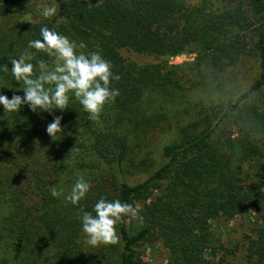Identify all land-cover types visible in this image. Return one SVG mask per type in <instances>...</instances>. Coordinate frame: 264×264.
Instances as JSON below:
<instances>
[{
    "label": "trees",
    "instance_id": "obj_1",
    "mask_svg": "<svg viewBox=\"0 0 264 264\" xmlns=\"http://www.w3.org/2000/svg\"><path fill=\"white\" fill-rule=\"evenodd\" d=\"M226 4L216 11L207 0L196 5L186 0H58L59 19L0 29V65L10 69V59L18 58L30 40L40 39V28L47 25L85 44L82 51H99L109 60L119 76L111 86L120 91L98 121L89 119L75 98L68 109L51 115L27 105L14 113L0 106V264H147L138 247L153 236L168 249L167 264H223V257L214 258L211 221L264 208V178L247 181L243 176L244 161L259 157L264 146V111L257 105L246 112L239 108L264 88V0ZM11 9V2L0 0V17ZM190 45L198 61H209L218 71L233 68L245 56L258 58V77L223 109L222 117H232L239 127V144L218 123L200 118L162 147L164 163L132 183L126 174L147 163L139 153L156 130L151 117L162 108H157V95L166 89L165 80L177 81L170 69L161 74V63L136 66L124 60L121 50L174 55ZM40 59L53 60L37 52L32 63ZM0 87L9 98L23 96L22 82L10 71L0 72ZM57 115L63 133L52 139L46 127ZM79 176L91 185L79 205L52 195L54 188L66 195ZM101 197L133 205L142 201L143 219L132 230L125 217L117 226V245L84 248L81 208L92 212ZM244 264H264V217L248 239Z\"/></svg>",
    "mask_w": 264,
    "mask_h": 264
},
{
    "label": "rangeland",
    "instance_id": "obj_2",
    "mask_svg": "<svg viewBox=\"0 0 264 264\" xmlns=\"http://www.w3.org/2000/svg\"><path fill=\"white\" fill-rule=\"evenodd\" d=\"M12 3V9L0 17V29L13 23L27 24L29 18L32 22L42 20L36 11V4L44 0H7ZM98 1V0H96ZM191 5H196L200 0H186ZM51 3L52 0H47ZM58 0H56V3ZM227 0H207V7L220 11L227 7ZM56 17L48 19L54 21ZM196 47L186 46L174 55H157L155 53H136L130 50H121L125 61L136 66H144L152 63H161L163 74L170 69V77L176 79V84L165 80V88L158 93L157 108L161 104L159 116L151 117L156 125L142 145L140 155L147 157V163L141 167L132 168L126 174L130 182H138L147 176V169L151 170L165 162L162 155V147L177 141L183 130H189L191 123L207 118L209 123H218L227 134L234 138L238 146L240 131L233 124L232 117H222L224 107L233 102L242 92L246 91L259 75V62L255 55L243 57L233 68L218 71L209 61L200 58L197 60ZM197 69H199L197 71ZM172 78V79H173ZM168 91L170 94H168ZM253 105H257L264 111V88L255 91L250 98L240 105L241 111H248ZM206 125V121H203ZM201 126H199L200 128ZM260 142V141H259ZM243 176L247 181L264 178V146L261 147V155L243 163ZM141 207L142 201L137 202ZM135 204V205H136ZM264 217V208L260 212H247L233 218H217L211 221V245L214 250V258L223 257V264H244L245 249L249 237H254L256 229L261 226ZM129 228L137 229L140 221L127 217ZM81 245L84 248L91 246L86 243L84 233L80 236ZM141 258L147 264H167L169 251L162 240L153 236L151 241H146L138 247Z\"/></svg>",
    "mask_w": 264,
    "mask_h": 264
},
{
    "label": "clouds",
    "instance_id": "obj_3",
    "mask_svg": "<svg viewBox=\"0 0 264 264\" xmlns=\"http://www.w3.org/2000/svg\"><path fill=\"white\" fill-rule=\"evenodd\" d=\"M36 11L46 20L56 17V0L51 3L47 0L38 2ZM27 22L32 24L31 18ZM40 37L30 40L18 58L10 59V69L8 64L0 65V72L10 71L13 78L23 85V96L13 94L9 98L0 93V106L4 111L14 113L21 106L27 105L33 112H48L51 115L54 110L63 112L68 109L70 100L75 98L83 111L88 113L89 119L98 121L105 105L114 103L120 95L119 89L111 86L112 81L119 80V76L112 70V63L99 51H82L86 48L85 44H78L76 40L47 25L40 28ZM33 49L36 51H31ZM37 52L52 57V63L40 59L34 65L32 61ZM61 120L62 116H54L46 127V133L52 139L63 133ZM90 187V182L79 176L66 195L63 188H54L52 195H64L65 200L75 206L86 197ZM141 211L139 204L103 197L96 201L92 212L81 208L79 219L87 245H117L120 242L117 226L125 217L142 220Z\"/></svg>",
    "mask_w": 264,
    "mask_h": 264
}]
</instances>
